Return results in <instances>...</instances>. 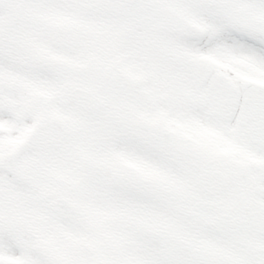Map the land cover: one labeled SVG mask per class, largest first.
<instances>
[{"label":"snow or ice","instance_id":"6c2138e0","mask_svg":"<svg viewBox=\"0 0 264 264\" xmlns=\"http://www.w3.org/2000/svg\"><path fill=\"white\" fill-rule=\"evenodd\" d=\"M0 264H264V0H0Z\"/></svg>","mask_w":264,"mask_h":264}]
</instances>
